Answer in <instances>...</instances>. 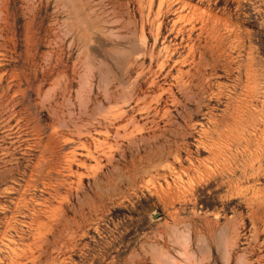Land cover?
I'll return each mask as SVG.
<instances>
[{
    "label": "rangeland",
    "instance_id": "1",
    "mask_svg": "<svg viewBox=\"0 0 264 264\" xmlns=\"http://www.w3.org/2000/svg\"><path fill=\"white\" fill-rule=\"evenodd\" d=\"M0 264H264V0H0Z\"/></svg>",
    "mask_w": 264,
    "mask_h": 264
}]
</instances>
